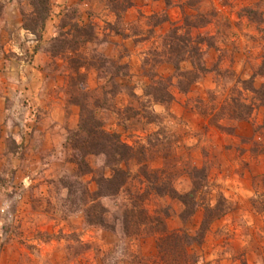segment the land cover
Here are the masks:
<instances>
[{"label":"rangeland","instance_id":"1","mask_svg":"<svg viewBox=\"0 0 264 264\" xmlns=\"http://www.w3.org/2000/svg\"><path fill=\"white\" fill-rule=\"evenodd\" d=\"M167 2L49 0L39 30L31 0H0V264H264V0ZM7 76L34 93L4 102ZM4 106L30 113L22 139ZM82 117L133 148L126 191L97 198L98 157L76 176ZM97 201L114 230L86 223ZM124 204L151 222L123 229Z\"/></svg>","mask_w":264,"mask_h":264},{"label":"trees","instance_id":"2","mask_svg":"<svg viewBox=\"0 0 264 264\" xmlns=\"http://www.w3.org/2000/svg\"><path fill=\"white\" fill-rule=\"evenodd\" d=\"M165 1L167 2V0ZM31 5V21H33L34 24L38 21L41 22L39 26L40 30L43 28L44 22L47 20L48 15L50 14L49 0H31ZM129 7H131L130 3ZM117 12L113 10L116 18L119 17ZM73 25L74 28L77 27V24ZM85 25L87 28L90 27L88 23H86ZM36 27L38 26L35 25L31 27L27 24L23 25V29L30 33H35ZM84 27V25L77 27V31L80 32L75 36L79 40V42H81V39L86 38L82 36V30L84 29ZM61 52H64V50H62ZM263 72L264 70H262V73ZM252 91L260 96V105L264 107V86H262L260 89H253ZM157 92L162 93L163 91L158 89ZM157 96L158 97L156 98H159L157 100H160V102L165 101L166 99H162V95ZM171 96H167V101L171 102L173 100V97ZM247 116H249V114H247ZM121 140V136L118 132L107 130L103 127L102 122H96L92 118L85 119L84 117L80 119L78 129L70 139L69 145L70 149L73 152L72 160L76 167V176H82L92 173V169L89 166L88 161L89 157L101 158L106 168L108 169L107 176H100L95 181L96 185L98 186L96 194L99 196L97 198L116 196L121 191L123 192L127 190L129 173L121 167V164L127 163L134 157V150L131 146L127 145ZM153 190L158 195L164 194L162 188L155 187ZM133 204L136 205L135 202H133ZM93 207H98L99 211H97L96 213L92 212L91 215L89 212H87L88 209H86L84 215L86 223L88 225L114 230V227H110L106 224L105 217L103 215L104 213L102 210H100L101 206L99 204V201H97V204H95V206ZM123 208L124 209L121 210L119 217L116 218V220L120 221L123 229L127 230V226L130 223L133 225H142L145 222H148V224L151 222V218L147 214L145 218L141 219V213H136V209H134V206L132 204L129 208H125L124 204ZM90 209L94 211V208Z\"/></svg>","mask_w":264,"mask_h":264},{"label":"crops","instance_id":"3","mask_svg":"<svg viewBox=\"0 0 264 264\" xmlns=\"http://www.w3.org/2000/svg\"><path fill=\"white\" fill-rule=\"evenodd\" d=\"M164 1L165 0H133V2L138 5L137 7H139V5L141 3L142 4H148V7H149V5H151L152 7L158 8L161 11L167 10L168 13L170 14V16L171 15H173V16L177 15V13L179 12L178 8L177 7L169 8L168 6H166V2H164ZM234 1H237V0H234ZM14 9H15L14 1H10V2L4 3V12L6 10V14L4 13V17H11V15H9V13H7V11L8 10L15 11ZM132 9H133V7H132ZM147 12H148L147 14H153L154 13V11H152L151 9L148 10ZM19 24H20L19 21L16 24L8 22L7 26L10 27V28H13L14 26H18ZM43 40H46L45 37L43 38ZM36 56H39L38 60H39V63H40V59L42 58L40 53L35 55V57ZM37 64H38V62H36V63L34 62L35 67L37 66ZM24 68H26V67H24ZM34 70L35 69H33V71ZM40 73L42 74V71H40ZM5 75H7L6 72H5ZM22 75H23V71H22ZM30 93L31 94L34 93L33 89L26 88V89H22V91L18 90V77L15 78V80H14L13 78L7 76L6 80H4V102L6 101L7 103H10L12 100L15 101L14 100L15 95H19L23 99H25L27 97L29 98V97H31ZM34 96H36V94H34ZM6 98H8V100H6ZM23 105H24V103H23ZM13 106H14V103L11 105V107H13ZM24 110L27 112L28 108H26L24 106ZM14 112H15V110H13L11 112L6 110V108L4 106V114L8 113L9 115H11V116H8L7 119H4V129L6 130V134L5 135L10 136L11 138L13 137L15 139H22L21 137L25 133V131H23V129H20V128L18 129L17 126L14 125V120L21 121L22 122L21 124L24 125L25 128H26L27 127L26 123L31 121L30 118H27L28 117L27 114H30V113H25V114H23V116H19L18 115L16 117H14ZM38 130H40V131H38ZM51 131H52L51 128H49V127L46 128V127L43 126L42 128L39 127V129H36V131H34V132H37L38 133L37 134L38 139L42 140L43 138L49 139V134H50Z\"/></svg>","mask_w":264,"mask_h":264}]
</instances>
